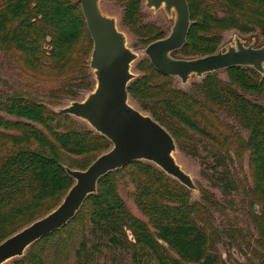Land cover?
<instances>
[{"label": "trees", "instance_id": "trees-1", "mask_svg": "<svg viewBox=\"0 0 264 264\" xmlns=\"http://www.w3.org/2000/svg\"><path fill=\"white\" fill-rule=\"evenodd\" d=\"M121 1L123 24L142 43L148 46L166 37L154 24L144 22L142 0ZM187 1L192 24L186 43L173 54L190 58L215 53L221 48L223 32L229 29L264 35V0ZM92 48L80 0H0V49L19 55L34 67L49 64L66 76L52 90L53 95L61 94L53 103L83 98L82 93L94 88L89 66ZM138 70L142 74L130 82L129 95L169 130L177 148L199 156L200 147H204L216 162L213 183L224 195L236 190L238 184L228 162L247 154L254 201H264V75L252 67L233 66L224 70L228 79L213 72L195 82L191 90H184L149 59L139 62ZM34 123L43 126L59 147ZM0 139L4 145L10 144L0 157V242L20 230V223L28 225L54 209L73 185L74 179L61 164L59 148L94 157L112 147L105 136L69 115L49 112L45 103L22 90H0ZM130 168L136 171L133 177L139 207L153 217L155 235L128 215L117 192L115 176ZM200 192L201 199L191 201L186 188L155 164L134 161L103 176L97 192L86 198L73 219L30 247L46 242L86 211L96 231L111 242L124 244L121 236L146 247L159 264H225L213 246V214L224 211V206L212 191L200 187ZM172 199L179 206L166 204ZM258 219L261 252L257 264H264V211ZM161 241L176 251L178 259L160 254L165 248ZM136 264L150 263L139 260Z\"/></svg>", "mask_w": 264, "mask_h": 264}, {"label": "water", "instance_id": "water-1", "mask_svg": "<svg viewBox=\"0 0 264 264\" xmlns=\"http://www.w3.org/2000/svg\"><path fill=\"white\" fill-rule=\"evenodd\" d=\"M102 0H80L93 41L89 66L95 86L81 100H72L56 112L86 121L105 136L112 147L86 169L66 167L74 183L58 206L0 242V264L22 257L35 242L64 227L81 209L86 198L97 192L99 180L134 161H148L191 190H197L192 176L177 161V143L169 130L149 113L130 102L128 86L136 78L132 64L139 55L129 45L117 19L103 12ZM148 8H164L176 14L168 36L151 42L145 49L153 66L183 83L192 75L206 76L233 66L252 67L264 75V44L246 45L237 36L235 44L217 52L190 58L174 57L187 41L192 24L187 0H146ZM258 208L257 205L254 206ZM165 243V242H163Z\"/></svg>", "mask_w": 264, "mask_h": 264}, {"label": "rangeland", "instance_id": "rangeland-1", "mask_svg": "<svg viewBox=\"0 0 264 264\" xmlns=\"http://www.w3.org/2000/svg\"><path fill=\"white\" fill-rule=\"evenodd\" d=\"M101 9L104 13L114 16L117 19L119 29L126 33L128 45L139 55L138 59L132 64V71L136 74V77L141 75L142 73L138 70V64L142 60L149 59L145 54L147 46L123 24L124 3L121 0H102ZM142 12L145 23L154 24L165 33V36L169 35L176 19L174 11L171 14H167L163 7L158 10L148 8L146 0H142ZM237 36L246 45L260 46L264 44V35L259 31L243 34L236 29H229L223 32L221 49H226L228 45L235 44ZM174 57L179 58L182 55L177 53L174 54ZM217 72L221 78L228 79L224 70ZM204 77L192 75L186 83H183L178 77H174V80L177 87L191 90L192 85L195 82H200ZM65 79L66 76L58 74L49 67V64L34 67L25 62L19 55L15 56L11 53H5L0 49L1 91L22 90L27 92L45 103L49 112L55 113L59 108L68 105L72 101L61 99L60 104L53 103L60 100L61 94L53 95L52 90L58 88ZM86 94V92L82 93L81 96H86ZM81 99L82 97L78 98V100ZM130 102L144 111L134 99L131 98ZM69 116L79 124L91 128L86 121L75 116ZM34 125L48 134L43 126L35 123ZM59 131L62 130L59 129ZM8 133L18 134V132ZM243 134L246 135L244 131ZM48 136L50 135L48 134ZM50 139L59 147V144L51 136ZM9 145H4V140L0 139V157L5 154ZM33 147H37V144H34ZM58 151L61 164L72 169H81L82 166L89 165L99 154H102L98 153L91 157L73 155L60 148ZM175 156L183 169L192 176L198 188L197 190H191L177 180L178 183L186 188L191 201L201 199L200 187H204L212 191L224 206V211H218L213 214L215 231L213 246L223 257L225 264H257L259 261L258 256L261 252V247L258 244V217L264 211V201L261 199L258 203L254 201L256 193L253 191L248 155L245 154L242 159H234L228 162L231 171L235 173L236 183L238 184L236 190H232L226 195L213 183L212 169L216 162L208 155L204 147H200L199 156H193L180 149L177 150ZM135 172V169L130 168L129 170L120 171L115 176L117 192L126 205L128 215L139 219L155 235L156 228L153 217L143 212L137 201L133 177ZM175 200L166 201V204L170 207L179 206ZM253 205L258 206L254 215L251 211ZM56 206L58 204L54 207ZM20 224V228H22L27 223L23 222ZM128 236L130 239L132 238L131 234ZM119 238H122L124 244L117 245L111 242L103 233L96 231L90 222L88 212L83 211L64 230L56 233L46 242H40L35 246L29 247L22 257L13 258L4 264H136L139 260L150 264H159L156 255H153L148 248L134 244V242L128 241V239L121 236ZM163 242L161 241V244L165 248L159 251L160 254L170 259H178L176 251ZM181 264L196 263L182 262Z\"/></svg>", "mask_w": 264, "mask_h": 264}, {"label": "flooded vegetation", "instance_id": "flooded-vegetation-1", "mask_svg": "<svg viewBox=\"0 0 264 264\" xmlns=\"http://www.w3.org/2000/svg\"><path fill=\"white\" fill-rule=\"evenodd\" d=\"M173 56H174V54H173ZM179 58H181V57H179ZM182 58H183V56H182Z\"/></svg>", "mask_w": 264, "mask_h": 264}]
</instances>
